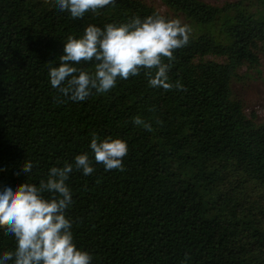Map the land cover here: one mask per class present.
Masks as SVG:
<instances>
[{"label":"trees","instance_id":"obj_1","mask_svg":"<svg viewBox=\"0 0 264 264\" xmlns=\"http://www.w3.org/2000/svg\"><path fill=\"white\" fill-rule=\"evenodd\" d=\"M162 2L191 29L173 51V87L149 86L142 70L73 102L47 76L66 37L162 13L114 0L72 18L55 0H0V183H38L49 166L90 152L93 132L119 137L128 146L123 170L94 162L92 174L74 169L66 182V215L92 264H264V124L232 89L242 68L259 66L264 11ZM25 159L34 162L28 176L18 170ZM14 247L0 229V250Z\"/></svg>","mask_w":264,"mask_h":264},{"label":"clouds","instance_id":"obj_2","mask_svg":"<svg viewBox=\"0 0 264 264\" xmlns=\"http://www.w3.org/2000/svg\"><path fill=\"white\" fill-rule=\"evenodd\" d=\"M112 3L114 0H55L57 9L72 18ZM190 31L179 18L159 13L106 23L103 28L88 24L81 35H68L63 53L47 63L49 83L73 102L86 100L93 91L105 93L115 87L118 78L126 80L142 70L149 86L171 88L168 71L173 51L189 43ZM89 64L90 69L85 67ZM175 86L179 88V82ZM139 122V118L134 120ZM88 147L90 152L76 154L71 163L49 166L38 183H0V229L15 240L12 250H0V264H92V254L75 243L73 221L66 215L73 203L66 182L74 169L85 176L92 174L94 162L105 171L123 170L128 146L122 138L101 139L93 132ZM33 168L34 162L25 159L18 170L28 176Z\"/></svg>","mask_w":264,"mask_h":264},{"label":"rangeland","instance_id":"obj_3","mask_svg":"<svg viewBox=\"0 0 264 264\" xmlns=\"http://www.w3.org/2000/svg\"><path fill=\"white\" fill-rule=\"evenodd\" d=\"M147 5L154 7L160 13L169 18H177L173 12L169 11L162 0H142ZM206 4L225 7L228 5L242 4L251 13L264 11V0H200ZM182 23H187L182 17ZM259 66L256 68L244 67L239 72V78L234 81L232 89L234 98L241 102L248 117L256 116L257 124H264V46L258 51ZM208 60L223 62V59L208 57Z\"/></svg>","mask_w":264,"mask_h":264}]
</instances>
